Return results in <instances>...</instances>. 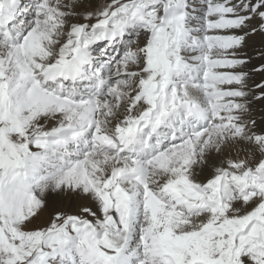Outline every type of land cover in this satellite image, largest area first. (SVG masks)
Here are the masks:
<instances>
[{"label":"snow or ice","instance_id":"1","mask_svg":"<svg viewBox=\"0 0 264 264\" xmlns=\"http://www.w3.org/2000/svg\"><path fill=\"white\" fill-rule=\"evenodd\" d=\"M0 264H264V0H0Z\"/></svg>","mask_w":264,"mask_h":264}]
</instances>
